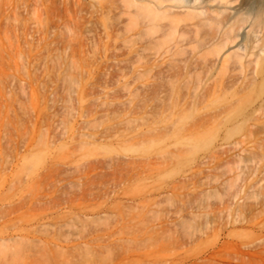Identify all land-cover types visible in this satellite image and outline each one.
Here are the masks:
<instances>
[{
	"label": "rangeland",
	"instance_id": "rangeland-1",
	"mask_svg": "<svg viewBox=\"0 0 264 264\" xmlns=\"http://www.w3.org/2000/svg\"><path fill=\"white\" fill-rule=\"evenodd\" d=\"M164 1L0 0V264H264V11Z\"/></svg>",
	"mask_w": 264,
	"mask_h": 264
},
{
	"label": "bare ground",
	"instance_id": "bare-ground-1",
	"mask_svg": "<svg viewBox=\"0 0 264 264\" xmlns=\"http://www.w3.org/2000/svg\"><path fill=\"white\" fill-rule=\"evenodd\" d=\"M160 1V0H159ZM164 1V0H163ZM169 1V0H168ZM174 1V0H173ZM180 1H185V0H180ZM223 1V0H222ZM164 2H166V1H164ZM170 2H172V1H170ZM175 2V1H174ZM195 2H196V0H195ZM161 3V2H160ZM176 3H178V1L176 2ZM186 3V2H185ZM185 3L183 4V5H185ZM193 3H194V1H193ZM192 3V4H193ZM247 3L248 4H250V7H251V10H253L254 12H255V14H263L264 12V0H247ZM180 4V3H179ZM179 4H177L178 6H179ZM181 4V5H182ZM135 5V4H134ZM180 5V6H181ZM142 7V6H141ZM155 10H156V8H155ZM252 11V12H253ZM263 12V13H262ZM260 15V16H261Z\"/></svg>",
	"mask_w": 264,
	"mask_h": 264
}]
</instances>
